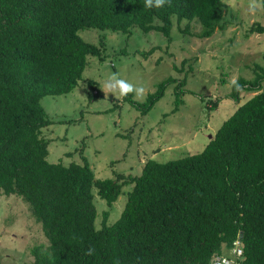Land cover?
<instances>
[{
    "label": "trees",
    "instance_id": "obj_1",
    "mask_svg": "<svg viewBox=\"0 0 264 264\" xmlns=\"http://www.w3.org/2000/svg\"><path fill=\"white\" fill-rule=\"evenodd\" d=\"M223 6V0H166L159 9L146 8L144 0H0V190L29 203L48 239L31 248L32 264H204L239 232L242 264H264L260 64L253 77L231 82L229 96L238 103L200 151L147 158L138 174L98 177L84 155L82 162L49 161L48 140L40 134L52 122L41 97L72 90L88 54L103 59V39L88 41L81 28L130 34L138 26L170 37L175 15L188 20L187 31L197 20L198 35L206 37L223 27ZM249 30L264 32V24L254 22ZM174 81L176 109L185 76L166 77L143 102L133 93L124 99L148 110ZM87 84L97 89L94 80ZM240 89L255 92L239 102ZM124 185L120 215L107 224L104 210L96 227L94 190L111 205Z\"/></svg>",
    "mask_w": 264,
    "mask_h": 264
},
{
    "label": "rangeland",
    "instance_id": "obj_2",
    "mask_svg": "<svg viewBox=\"0 0 264 264\" xmlns=\"http://www.w3.org/2000/svg\"><path fill=\"white\" fill-rule=\"evenodd\" d=\"M223 2V27L206 37L198 35L202 27L197 20L189 21L187 31L188 20H177L175 15L171 17L170 37L138 26H133L130 34L81 28L84 39L96 43L103 39V59L88 54L82 76L72 90L41 97L52 120L40 133L48 140L46 158L68 164L82 162L84 155L96 176L115 177L117 173H140L147 158L164 161L200 151L238 103L229 96L231 82L238 76L253 77L256 64L264 68V32L249 30L254 22L264 24V8L251 11L250 0H236L235 6L228 0ZM152 46L158 47L147 52ZM113 73L145 89L143 99H135L139 102L166 77L185 76L180 88L182 100L173 109L174 81L143 111L124 97L105 95L103 85ZM89 79L96 82L97 89L89 87ZM254 92L240 89L239 102ZM128 188L124 185L111 205L94 190L96 227L101 225L104 210L109 211L107 224L118 218ZM38 244L46 246L48 239L29 203L0 190V264H32L31 248Z\"/></svg>",
    "mask_w": 264,
    "mask_h": 264
},
{
    "label": "clouds",
    "instance_id": "obj_3",
    "mask_svg": "<svg viewBox=\"0 0 264 264\" xmlns=\"http://www.w3.org/2000/svg\"><path fill=\"white\" fill-rule=\"evenodd\" d=\"M166 0H144V6L148 9L163 7ZM231 6H235L236 0H228ZM258 8H264V5L258 2V0H250L249 9L255 12ZM102 91L105 95L109 93L113 96L126 97L130 93H135L133 99L142 100L145 95V89L143 87H135L128 83L126 80L120 79L117 74L113 73L109 79L104 83Z\"/></svg>",
    "mask_w": 264,
    "mask_h": 264
},
{
    "label": "built area",
    "instance_id": "obj_4",
    "mask_svg": "<svg viewBox=\"0 0 264 264\" xmlns=\"http://www.w3.org/2000/svg\"><path fill=\"white\" fill-rule=\"evenodd\" d=\"M241 232L238 233L231 243L224 247L225 251L215 253L204 264H242L243 249L241 244Z\"/></svg>",
    "mask_w": 264,
    "mask_h": 264
},
{
    "label": "water",
    "instance_id": "obj_5",
    "mask_svg": "<svg viewBox=\"0 0 264 264\" xmlns=\"http://www.w3.org/2000/svg\"><path fill=\"white\" fill-rule=\"evenodd\" d=\"M210 136V135H209Z\"/></svg>",
    "mask_w": 264,
    "mask_h": 264
}]
</instances>
